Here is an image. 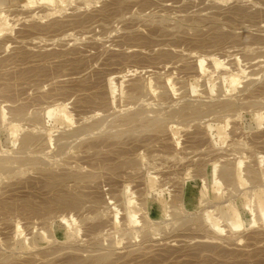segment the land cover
<instances>
[{
  "label": "rangeland",
  "instance_id": "rangeland-1",
  "mask_svg": "<svg viewBox=\"0 0 264 264\" xmlns=\"http://www.w3.org/2000/svg\"><path fill=\"white\" fill-rule=\"evenodd\" d=\"M263 42L264 0L0 5V158L14 160V169L28 165L19 159L40 160L47 168L30 164L0 172V204L15 206L0 209L3 264H68L75 258L93 264L103 253L110 258L102 264H264V223L258 219L264 207ZM136 83L143 87L134 95ZM225 100L236 101L234 113L219 109ZM194 103L216 111L178 114ZM131 115L135 120L128 121ZM154 116L163 121L162 130L151 128ZM26 132L40 134V146L24 148L20 137ZM223 163L240 173L231 186L207 174ZM248 167L260 176L254 182L243 170ZM53 173L69 178L48 187ZM151 174L156 187L149 190ZM124 187L126 200L133 197L135 223L120 200ZM59 195L82 196V207L60 205ZM249 212L253 224L246 221ZM38 232L42 239L35 241Z\"/></svg>",
  "mask_w": 264,
  "mask_h": 264
},
{
  "label": "bare ground",
  "instance_id": "bare-ground-1",
  "mask_svg": "<svg viewBox=\"0 0 264 264\" xmlns=\"http://www.w3.org/2000/svg\"><path fill=\"white\" fill-rule=\"evenodd\" d=\"M36 2V1H35ZM118 2V1H117ZM7 3V0H0V5L3 7L5 4ZM19 3V2H18ZM120 3V2H119ZM122 3V2H121ZM12 4V3H11ZM17 4V3H16ZM8 9V8H7ZM248 16H250V15H248ZM201 19V18H200ZM168 20V19H167ZM199 22H201V21H199ZM196 23V22H195ZM198 23V22H197ZM200 25V24H199ZM18 41V40H17ZM196 41V40H195ZM254 42H256V41H254ZM260 43V42H259ZM264 43V42H263ZM262 43V44H263ZM174 44V43H173ZM251 44V43H250ZM250 44H249V46H250ZM171 45V44H170ZM263 46V45H262ZM261 46V47H262ZM264 47V46H263ZM247 48V47H246ZM251 48V47H250ZM245 49V48H244ZM248 49V48H247ZM254 49V48H253ZM263 49V48H262ZM171 52V51H170ZM252 52V51H251ZM256 54V53H255ZM263 55V54H262ZM167 56V55H166ZM253 56V55H252ZM257 56V55H256ZM214 58V57H213ZM250 58V57H249ZM247 59V58H246ZM246 61V60H245ZM258 61V60H257ZM182 62V61H181ZM259 62V61H258ZM257 62V63H258ZM210 63V62H209ZM222 64V63H221ZM250 64V63H249ZM261 67H262V65H261ZM224 71H225V69H224ZM214 73V72H213ZM220 76V75H219ZM132 77V76H131ZM84 78V77H83ZM135 78V77H134ZM78 80H80V79H78ZM111 80V79H110ZM161 80V79H160ZM177 80H179V79H177ZM251 80H253V79H251ZM250 80V81H251ZM249 81V80H248ZM127 82V81H126ZM185 82V81H184ZM251 82H253V81H251ZM143 83V82H142ZM163 83V82H162ZM248 83V82H247ZM165 84V83H164ZM186 84V83H185ZM220 84V83H219ZM250 84V83H249ZM141 85V84H140ZM140 85H139V83H138V85H137V83H136V85H134V88H132L133 90H132V94H139L141 91H142V88L140 87ZM142 86V85H141ZM154 86V85H153ZM156 86V85H155ZM167 86H170V88L173 90V92H174V94L177 92L176 90L177 89H175V86L173 85V83L171 82V81H169V83H168V85ZM181 86V85H180ZM108 87H109V92L111 93V94H114L116 91H117V87H116V84L114 83V82H112V80L108 83ZM143 87V86H142ZM161 87H163L162 85H161ZM160 87V88H161ZM166 87V86H165ZM164 87V88H165ZM210 87H212V86H210ZM218 87V86H217ZM154 88V87H153ZM158 88V87H157ZM186 88V87H185ZM206 88V87H205ZM216 88V87H215ZM145 90H146V88H144ZM165 89H167V88H165ZM180 89H181V87H180ZM179 89V90H180ZM197 87L195 88V87H193L192 88V90H193V92H196L197 90ZM222 89V88H221ZM170 90V89H169ZM215 90V89H214ZM218 90V89H217ZM144 91V90H143ZM163 91H165V90H163ZM203 91H205L206 92V90H203ZM216 91V90H215ZM106 92V91H105ZM184 92V91H183ZM205 92H204V94H205ZM213 92V91H212ZM93 93V92H92ZM130 93V94H131ZM262 93V92H261ZM102 94V93H101ZM145 94V93H144ZM166 94H167V92H166ZM165 94V95H166ZM187 94V93H186ZM220 94V93H219ZM223 94V93H222ZM163 95H164V92H163ZM164 95V96H165ZM167 95H169L170 96V93L169 94H167ZM173 95V94H172ZM237 95V94H236ZM99 96V95H98ZM132 96V95H131ZM175 96H176V94H175ZM102 97V96H101ZM135 97V96H134ZM221 97V96H220ZM219 97V98H220ZM247 97V96H246ZM252 97V96H251ZM96 98V97H95ZM136 98V97H135ZM161 98V97H160ZM159 98V99H160ZM186 98V97H185ZM224 98V97H223ZM229 98V97H228ZM239 98V97H238ZM256 98H257V96H256ZM260 98V97H259ZM97 99V98H96ZM95 99V100H96ZM181 99V98H180ZM196 99V98H195ZM226 99V98H225ZM248 99V98H247ZM262 99V98H261ZM260 99V100H261ZM88 100V99H87ZM101 100V99H100ZM105 100V99H104ZM203 100V99H202ZM206 100V99H205ZM215 100V99H214ZM252 100H256V99H252ZM97 101H99V100H97ZM184 101V100H183ZM197 101V100H196ZM262 101V100H261ZM92 102V101H91ZM147 102V101H146ZM166 102V101H165ZM173 102V101H172ZM203 102V101H202ZM208 102V101H207ZM236 101H229V100H225V101H223L222 103H220V102H218V107H219V109L221 110V111H223V112H231V111H234L235 110V108L237 107V103H235ZM251 102V101H250ZM252 102H256V101H252ZM251 102V103H252ZM257 102H258V100H257ZM260 102V101H259ZM102 103V102H101ZM135 103V102H134ZM184 103H185V101H184ZM195 103H197V102H195ZM195 103L192 105H190V104H187L185 107L183 106V108L182 109H180L179 108V106H178V108H179V111H178V114H181L182 116H185L186 117V115H188V113L190 112L191 113V115L192 114H194V115H197V116H199V115H205L206 113H212V112H214V111H216L215 109H216V107L214 108V107H212V106H209V108L207 109L206 108V106H205V108L204 109H206V110H202L203 108H201V109H199L198 107L197 108H195V107H193L194 105H195ZM212 103V102H211ZM216 103V102H215ZM244 103V102H243ZM97 104V103H96ZM100 104V103H99ZM145 104V103H144ZM174 104H178V103H174ZM200 104V103H199ZM206 104V103H205ZM213 104V103H212ZM211 104V105H212ZM239 104H241L240 102H239ZM253 104V103H252ZM260 105H261V103H259ZM94 105V104H93ZM133 105V104H132ZM201 105V104H200ZM203 105V104H202ZM215 105H217V104H215ZM255 105V104H254ZM100 106H102V105H100ZM130 106V105H129ZM197 106H198V104H197ZM208 106V105H207ZM239 106V105H238ZM244 106V105H243ZM248 106H251V105H248ZM255 106H257V105H255ZM94 107V106H93ZM147 107H148V105H147ZM173 107V106H172ZM200 107V106H199ZM201 107H203V106H201ZM242 107V106H241ZM246 107V106H245ZM149 108V107H148ZM177 108V107H176ZM27 109V108H26ZM95 109V108H94ZM100 109V108H99ZM164 109V108H163ZM167 109V108H166ZM174 109V108H173ZM21 110V109H20ZM25 110V109H24ZM24 110H21V111H23L24 112ZM137 110V109H136ZM142 110V109H141ZM146 110V109H145ZM165 110V109H164ZM169 110V109H168ZM15 111V110H14ZM21 111H17V114L19 115H22V112ZM139 111V110H138ZM149 111V110H148ZM151 111V110H150ZM176 111V110H175ZM219 111V110H218ZM238 111V110H237ZM10 112V111H9ZM89 112V111H88ZM135 112V111H134ZM141 112V111H140ZM143 112V111H142ZM171 112V111H170ZM33 113V112H32ZM37 113V112H36ZM146 113V112H145ZM158 113V112H157ZM163 113V112H162ZM173 113H175V112H173ZM216 113V112H215ZM219 113V112H218ZM231 113H234V112H231ZM238 113V112H237ZM236 113V114H237ZM16 114V113H15ZM23 114H25V113H23ZM126 114V113H125ZM132 114V113H131ZM135 114H137V113H135ZM135 114H134V117H136L135 116ZM143 114V113H142ZM214 114V113H213ZM121 115V114H120ZM133 115V114H132ZM132 115H131V117H129V118H127V119H129L128 121H131V120H133L134 119V117H132ZM166 115V114H165ZM170 115H172V114H170ZM169 115V116H170ZM176 115V114H175ZM207 115V114H206ZM215 115V114H214ZM219 115V114H218ZM238 115V114H237ZM240 115V114H239ZM238 115V116H239ZM41 116V115H40ZM84 116V115H83ZM101 116V115H100ZM104 116V115H103ZM129 116V115H128ZM168 116V115H167ZM172 116H174V115H172ZM236 116V115H235ZM109 117V116H108ZM118 117V116H117ZM141 117V116H140ZM149 117V116H148ZM152 117V116H151ZM155 117L156 116H154V121H152L153 122V124H150L151 125V128H152V126H154L153 128H155V130L156 129H159V130H162V128H164L163 126H162V122L160 123L159 121H161L160 119H157V120H159V121H157L156 119H155ZM179 117V116H178ZM185 117H182V118H185ZM190 117V116H189ZM194 117V116H193ZM196 117V116H195ZM225 117V116H224ZM26 118V117H25ZM24 118V119H25ZM137 118V117H136ZM97 119V118H96ZM108 119V118H107ZM115 119V118H114ZM152 119V118H151ZM197 119V118H196ZM30 120V119H29ZM32 120V119H31ZM30 120V121H31ZM36 120V119H35ZM95 120V119H94ZM105 120V119H104ZM103 120V121H104ZM135 120V119H134ZM156 120V121H155ZM195 120V119H194ZM33 121V120H32ZM106 121V120H105ZM127 121V122H128ZM139 121H141V120H139ZM195 121H197V120H195ZM134 122V121H133ZM146 122V121H145ZM189 122V121H188ZM199 122V121H198ZM38 123H39V121H38ZM97 123H99V122H97ZM109 123V122H108ZM131 123V122H130ZM135 123V122H134ZM166 123V122H165ZM179 123V122H178ZM191 123V122H190ZM22 124V123H21ZM126 124V123H125ZM147 124V123H146ZM183 124V123H182ZM27 125V124H26ZM32 125H33V123H32ZM133 125H135V124H133ZM128 126V125H127ZM148 127H149V125H147ZM233 126V125H232ZM31 127V126H30ZM88 128H89V126H87ZM87 127H84V128H86L87 129ZM146 127V126H145ZM130 128V127H129ZM147 128V127H146ZM29 129H31V128H29ZM36 129V128H35ZM118 129V128H117ZM121 129V128H120ZM134 129V128H133ZM205 129V128H204ZM78 131H79V129H77ZM80 130H82V129H80ZM96 130V129H95ZM99 130V129H98ZM129 130V129H128ZM149 130V129H148ZM25 131V130H24ZM27 131V130H26ZM74 131V130H73ZM89 131H91V130H89ZM156 131H158V130H156ZM164 131V130H163ZM28 132V131H27ZM26 132V133H27ZM33 132V131H32ZM39 132H40V130H39ZM38 132V133H39ZM61 132V131H60ZM82 132V131H81ZM84 132H85V130H84ZM83 132V133H84ZM124 131H122V133H123ZM147 132V131H146ZM23 134V133H22ZM62 134V133H61ZM70 134V133H69ZM88 134V133H87ZM87 134H85V135H87ZM101 134V133H100ZM169 134V133H168ZM40 135V134H39ZM39 135H37L36 133L34 134V133H27V134H25V135H21L22 137H20V138H22L21 139V142L20 143H22V146L25 148H27V146L29 147L30 145H38L39 143H41V136H39ZM42 135V134H41ZM75 135V134H74ZM82 135V134H81ZM96 135H97V133H96ZM117 135H119V134H117ZM159 135V134H158ZM202 135V134H201ZM43 136V135H42ZM55 136V135H54ZM68 136V135H67ZM89 136V135H88ZM102 136V135H101ZM112 136V135H111ZM125 136V135H124ZM98 137V136H97ZM107 137V136H106ZM62 138H63V136H62ZM70 138V137H69ZM102 138V137H101ZM55 139H56V137H55ZM79 139V138H78ZM99 139V138H98ZM111 139V138H110ZM119 139V138H118ZM203 139V138H202ZM86 140V139H85ZM113 140V139H112ZM116 140V139H115ZM45 141H47V140H45V135H44V143H45ZM70 141V140H69ZM77 141V140H76ZM199 141V140H198ZM59 142V141H58ZM80 142V141H79ZM103 142V141H102ZM239 142V141H238ZM60 143V142H59ZM96 143V142H95ZM116 143V142H115ZM161 143V142H160ZM240 143V142H239ZM259 143V142H258ZM46 144H47V142H46ZM91 144H93V142L91 143ZM230 144H232V143H230ZM43 145H45V144H42V146ZM48 145V144H47ZM98 145V144H97ZM96 145V146H97ZM111 145V144H110ZM38 146H40V145H38ZM57 146V145H56ZM62 146V145H61ZM81 146V145H80ZM95 146V145H94ZM100 146V145H99ZM196 146V145H195ZM262 146V145H261ZM91 147V146H90ZM107 147V146H106ZM193 147V146H192ZM234 147H236V146H234ZM263 147V146H262ZM33 147L31 146V148L30 149H32ZM36 148V147H35ZM39 148V147H38ZM62 148V147H61ZM102 148V147H101ZM214 148V147H213ZM240 148H242V147H240ZM255 148V147H254ZM29 149V151H31ZM79 149V148H78ZM137 149V148H136ZM211 149V148H210ZM230 149H232V148H230ZM23 150V149H22ZM33 150V149H32ZM193 150H194V148H193ZM243 150V149H242ZM24 151H26L27 152V150L25 149ZM87 151V150H86ZM100 151V150H99ZM256 151V150H255ZM41 152V151H40ZM135 152V151H134ZM197 152V151H196ZM1 153H3L2 152V150H1ZM5 153V152H4ZM11 153V152H10ZM18 153H20V152H18ZM25 153V152H24ZM81 153V152H80ZM91 153V152H90ZM96 153V152H95ZM94 153V154H95ZM108 153V152H107ZM125 153V152H124ZM152 153V152H151ZM206 153V152H205ZM215 153H217V152H215ZM230 153H232V152H230ZM239 153V152H238ZM256 153V152H255ZM17 154V153H16ZM40 154V153H39ZM43 154H44V152H43ZM51 154V153H50ZM62 154V153H61ZM214 154V153H213ZM2 155V154H1ZM0 155V157L2 158V156ZM8 155V154H7ZM174 155V154H173ZM197 155V154H196ZM203 155V154H202ZM216 155V154H215ZM29 156V155H28ZM36 156V155H35ZM43 156V155H42ZM65 156V155H64ZM119 156H121L120 154H119ZM128 156V155H127ZM132 156V155H131ZM130 156V157H131ZM158 156V155H157ZM168 156V155H167ZM255 156V155H254ZM258 156V155H257ZM260 156V155H259ZM5 157V155L3 156V158ZM17 157H18V155H17ZM30 157H32V155L30 156ZM44 157V156H43ZM59 157V156H58ZM78 157V156H77ZM87 157V156H86ZM90 157V156H89ZM135 157V156H134ZM133 157V158H134ZM140 157V156H139ZM152 157V156H151ZM165 157H166V155H165ZM175 157V156H174ZM209 157V156H208ZM0 158V172H1V174H2V172L4 173L5 172V174H6V171H7V173L10 171H14L15 172V169H22L24 166L26 167V163H28V165L30 166V164L32 165V166H34V167H37V168H40V169H47V168H45V167H43L42 166V163L40 162V160H31V161H29V159H27L28 161H20V160H22V159H19V165H20V163H23V164H26V165H23L22 167H20L19 166V168H16L15 167V169H14V163H16V162H14V160H13V162L12 161H9L8 159L7 160H4V159H1ZM5 158H7V157H5ZM20 158V157H19ZM34 158H36V157H34ZM38 158V157H37ZM42 158V157H41ZM73 158V157H72ZM81 158V157H80ZM119 158V157H118ZM125 158V157H124ZM157 158V157H156ZM204 158V157H203ZM256 158V157H255ZM12 159V158H11ZM39 159V158H38ZM76 159V158H75ZM79 159V158H78ZM113 159V158H112ZM137 159V158H136ZM172 159V158H171ZM202 159V158H201ZM231 159V158H230ZM253 159V158H252ZM16 160V159H15ZM127 160V162L128 163H131L130 161H128L129 159L127 158L126 159ZM138 160V159H137ZM204 160V159H203ZM239 160V159H238ZM255 160V159H254ZM257 160V159H256ZM259 160V159H258ZM16 161H18V159L16 160ZM42 161V160H41ZM47 161V160H46ZM62 161V160H61ZM92 161V160H91ZM104 161V160H103ZM121 161V160H120ZM124 161V160H123ZM136 161V160H135ZM134 161V162H135ZM146 161V160H145ZM177 161V160H176ZM201 161V160H200ZM242 161V160H241ZM100 162V161H99ZM198 162V161H197ZM240 162V161H239ZM239 162H238V164H239ZM258 162V161H257ZM148 163V162H147ZM216 163V162H215ZM231 163V162H230ZM243 163V162H242ZM252 163V162H251ZM261 163V162H260ZM18 164V163H17ZM98 164V163H97ZM134 164V163H133ZM138 164V163H137ZM141 164V163H140ZM229 163H227V164H224L223 163V165L222 166H220L221 168H219V171L218 170H215L214 171V169H211V170H209V171H207V174H208V176H209V178L210 179H214V178H216L215 176H216V174H218V177L217 178H219L220 180H222V181H224V182H226V183H229V185H230V183L232 184V182L234 181V179H235V177H240V173H239V171H238V169H236V167L234 166V164H233V166L234 167H232L231 165L229 166L228 165ZM27 165V166H28ZM50 165V164H49ZM139 165V164H138ZM199 165V164H198ZM201 165V164H200ZM217 165V164H216ZM215 165V166H216ZM221 165V164H220ZM240 165H241V163H240ZM240 165H238V167L240 168ZM51 166V165H50ZM55 166V165H54ZM127 166H128V164H127ZM137 166V165H136ZM142 166V165H141ZM140 166V167H141ZM150 166V165H149ZM215 166H213V168H215ZM24 167V168H25ZM49 167V166H48ZM58 167V166H57ZM71 167V166H70ZM90 167V166H89ZM119 168V165L118 166H115L114 168ZM23 168V169H24ZM29 168V167H28ZM65 168H67V167H65ZM93 168V167H92ZM126 168V167H125ZM218 168V167H217ZM255 168V167H254ZM12 169H14V170H12ZM60 169V168H59ZM138 169V168H137ZM216 169V168H215ZM243 169V168H242ZM241 169V170H242ZM258 169V168H257ZM57 170V169H56ZM73 170V169H72ZM117 170V169H116ZM244 171L245 170H247V176H250V177H248V179H250L252 182H254V180L255 179H257L258 178V176H257V174H256V172L255 171H253V170H251V168L249 169V167L247 168V169H243ZM17 171V170H16ZM26 171V170H25ZM49 171V170H48ZM74 171V170H73ZM79 171V170H78ZM132 171V170H131ZM136 171V170H135ZM203 171V170H202ZM243 171V172H244ZM258 171V170H257ZM9 172V173H10ZM32 172H35V171H32ZM40 172V171H39ZM42 172V171H41ZM69 172V171H68ZM71 172V171H70ZM100 172V171H99ZM110 172V171H109ZM140 172V171H139ZM139 172H137V173H139ZM8 173V174H9ZM20 173V172H19ZM45 173V172H44ZM48 173V172H47ZM50 173H52V172H50ZM74 173V172H73ZM81 173V172H80ZM84 173V172H83ZM105 173V172H104ZM134 173H136V172H134ZM133 173V174H134ZM0 174V175H1ZM61 174H63V172L61 173ZM65 174V173H64ZM86 174V173H85ZM90 174V173H89ZM92 174V173H91ZM97 174H99V173H97ZM96 174V175H97ZM102 174V173H101ZM127 174V173H126ZM130 174V173H129ZM38 175V174H37ZM44 175V174H43ZM50 175V174H49ZM87 175V174H86ZM95 175V174H94ZM100 175V174H99ZM242 175V174H241ZM45 176H47V175H45ZM69 176H71V174L69 175ZM73 176V175H72ZM77 177V178H79V179H82V178H84L83 176H85V175H83V176H81V175H78V174H76V175H74V177ZM89 176V175H88ZM92 176V175H91ZM142 176V175H141ZM167 176V175H166ZM8 177V176H7ZM50 177V176H49ZM48 177V178H49ZM66 177H68L67 175H58V174H55L54 175V173H53V176L48 180V182H47V186L49 187H54V186H56L57 185V183H59V182H63L65 179H68V178H66ZM90 177V176H89ZM95 177V176H94ZM135 177V176H134ZM175 177V176H174ZM260 177V176H259ZM92 178V177H91ZM113 178V177H112ZM12 179V178H11ZM14 179V178H13ZM19 179V178H18ZM20 179H22L21 177H20ZM47 179V178H46ZM96 179H98L97 177H96ZM120 179V178H119ZM154 179H156L155 178V176H153L152 174L151 175H148L147 176V180H148V182H149V185H148V189L150 190V189H152V188H154V187H156V186H154L155 184L154 183H156V182H154ZM8 180V179H7ZM78 180V179H77ZM83 180V179H82ZM4 182H6L5 180H3ZM45 181H47V180H45ZM88 181V180H87ZM90 181V180H89ZM195 181H196V179H195ZM13 182V181H12ZM66 182V181H65ZM46 183V182H45ZM82 183V182H81ZM141 183V182H140ZM256 183V182H255ZM261 183V182H260ZM85 184V183H84ZM237 184V183H236ZM46 185V184H45ZM157 185V184H156ZM4 186V185H3ZM64 186V185H63ZM174 186V185H173ZM231 186V185H230ZM66 187V186H65ZM126 187V186H125ZM124 187V190L122 191V194H121V198H120V195H119V198H120V200H121V202H122V205H123V207H125V210H126V212H127V216H128V219H129V223H135V220H134V217H133V214H135V213H131V211H130V206L133 204L134 206H135V204H134V202H133V197H131L129 200L127 199L126 200V198H127V194L129 193V188H125ZM91 188V187H90ZM54 189V188H53ZM69 191V190H68ZM252 191V190H251ZM57 193V192H56ZM73 194H74V192H73ZM79 194V193H78ZM77 194V195H78ZM149 194V193H148ZM70 195V194H69ZM81 195V194H80ZM129 195V194H128ZM132 195V194H131ZM60 196V195H59ZM2 197V196H1ZM81 197L82 196H60L59 198H58V203L60 204V205H63V206H65V207H74V208H78L79 206H81V203H82V201H81ZM85 197V196H84ZM112 197V196H111ZM116 197V196H115ZM114 197V198H115ZM123 197V198H122ZM57 198V197H56ZM4 199V198H3ZM87 199V198H86ZM111 200V199H110ZM119 200V199H118ZM249 200V199H248ZM4 201V200H3ZM108 201V200H107ZM30 202V201H29ZM87 202V201H86ZM102 202V201H101ZM100 202V203H101ZM105 202V201H104ZM13 203V202H12ZM11 202H10V204H12ZM18 203V202H17ZM48 203V202H47ZM58 203H57V205H58ZM99 203V204H100ZM103 203V202H102ZM259 203V202H258ZM19 204V203H18ZM45 204V203H44ZM52 204V203H51ZM145 204V203H144ZM36 205V204H35ZM117 205V204H116ZM251 205H252V202H251ZM8 206V205H7ZM7 206H5V204H0V209H1V211H2V209H5V208H8V209H12L13 207L15 208V206H13V207H10L9 208V206L7 207ZM19 206V205H18ZM28 206L30 207V209L32 208V209H34V210H37L35 207H33L31 204H28ZM54 206V205H53ZM59 206V205H58ZM115 206V205H114ZM145 206V205H144ZM44 207H47V206H44ZM51 207H52V205H51ZM82 207V206H81ZM85 207V206H84ZM107 207V206H106ZM22 208V207H21ZM38 208V207H37ZM49 208V207H48ZM71 208V209H72ZM96 208V207H95ZM26 209V208H25ZM57 209H59V208H57ZM60 209L62 210V208L60 207ZM80 209V208H79ZM86 209V208H85ZM90 209V208H89ZM15 210V209H14ZM14 210H12V211H14ZM39 210V209H38ZM73 210V209H72ZM117 211H118V209H116ZM81 211V210H80ZM79 211V212H80ZM96 211V210H95ZM250 211V210H249ZM30 212V211H29ZM34 212V211H33ZM40 212V211H39ZM78 212V213H79ZM97 212V211H96ZM123 213V212H122ZM185 213V212H184ZM1 215H2V213H1ZM78 215V214H77ZM200 215V214H199ZM101 216V215H100ZM122 216H124V215H122ZM136 216V215H135ZM6 217V216H5ZM84 218V217H83ZM126 218V217H125ZM197 218V217H196ZM253 218H254V216H253ZM252 218V216H251V212H249L247 215H246V221H247V223L248 224H253V222H256V221H254V219ZM85 219V218H84ZM258 219L259 220H261L263 223H264V207H262L261 209H260V212H259V215H258ZM124 220V219H123ZM190 220V219H189ZM196 220V219H195ZM69 220L68 219H66V217H62L61 218V223L63 224H68V226L70 225V223L68 222ZM188 221V220H187ZM167 222V221H166ZM186 222V221H185ZM49 223V222H48ZM84 223V222H83ZM188 223V222H187ZM237 223V222H236ZM240 223V222H239ZM126 224H127V222H126ZM126 224H125V226H126ZM168 224V223H167ZM172 225V224H171ZM239 225V224H238ZM201 227V226H200ZM92 228V227H91ZM91 228H89V229H91ZM170 228H171V226H170ZM238 228V227H237ZM72 229V228H71ZM93 229V228H92ZM95 229V228H94ZM147 229H148V227H147ZM174 229V228H173ZM178 229V228H177ZM214 229H216L215 227H214ZM213 229V230H214ZM125 230V229H124ZM216 230H219V233L220 232H223L224 230L222 229V228H220V227H217V229ZM94 231V230H93ZM128 231V230H127ZM160 231H161V229H160ZM174 232V231H173ZM15 233V232H14ZM128 233V232H127ZM146 233H147V231H146ZM216 233H218V231L216 232ZM16 237H18V238H20L21 237V233H20V231L19 230H17L16 231ZM222 234V233H221ZM42 235H43V233H41V232H38V233H36L35 234V241L36 240H38V239H42ZM92 237V236H91ZM98 237H99V235H98ZM53 240V239H52ZM95 240V239H94ZM139 240V239H138ZM98 241V240H97ZM130 241V240H129ZM64 242V241H63ZM85 243V242H84ZM99 243H100V241H99ZM136 243V242H135ZM131 244V243H130ZM11 245V244H10ZM63 245V244H62ZM95 246V245H94ZM77 247V246H76ZM87 248V247H86ZM55 249V248H54ZM73 249V248H72ZM32 250V249H31ZM60 250H63V249H60ZM108 250V249H107ZM55 251V250H54ZM53 251V252H54ZM90 251V250H89ZM132 251V250H131ZM4 252V251H3ZM41 252V251H40ZM46 252V251H45ZM68 252V251H67ZM91 252V251H90ZM135 252V251H134ZM36 253V252H35ZM101 253V252H100ZM108 253V252H107ZM47 254V253H46ZM53 254H55V253H53ZM61 254V253H60ZM97 254V253H96ZM104 254V253H103ZM103 254H102V257L100 256H98L99 258H96V257H94V256H92V257H94L95 258V262H93V264H96V262H100L101 264L104 262V261H106L107 259H109L110 258V256L109 257H107V256H103ZM41 255V254H40ZM50 255V254H49ZM108 255V254H107ZM71 256V255H70ZM56 257V256H55ZM90 257V256H89ZM91 257V258H92ZM20 258V257H19ZM45 258V257H44ZM5 259L7 260V258H6V256H5ZM79 259V258H78ZM71 259L70 260V262L68 263V264H83V260L81 261V259ZM90 259V258H89ZM88 259V260H89ZM2 260H3V262H2ZM5 260V261H6ZM90 260H92V259H90ZM10 261V259L9 260H7V262H9ZM34 261V260H33ZM36 261V260H35ZM2 262V264L3 263H5L4 262V255H2L1 253H0V263ZM86 262V261H85ZM107 262V261H106ZM9 263H11V262H9ZM66 263V262H65ZM98 264V263H97Z\"/></svg>",
  "mask_w": 264,
  "mask_h": 264
}]
</instances>
